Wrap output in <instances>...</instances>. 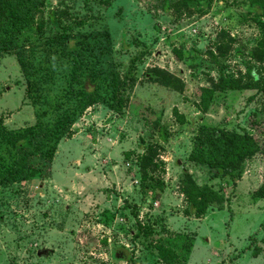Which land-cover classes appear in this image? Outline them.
Returning a JSON list of instances; mask_svg holds the SVG:
<instances>
[{
    "label": "rangeland",
    "instance_id": "obj_1",
    "mask_svg": "<svg viewBox=\"0 0 264 264\" xmlns=\"http://www.w3.org/2000/svg\"><path fill=\"white\" fill-rule=\"evenodd\" d=\"M42 1L32 17L43 27L25 32V48L33 41L34 56L45 55L41 41L61 31L45 23V12L64 9L67 15L57 22L68 25L77 42L85 33L92 44L99 39L94 31L108 30L110 49L101 61L131 86L120 108L98 97L72 116L50 160L40 154L42 147L32 150L40 136L23 152L9 150L0 134V264H165L157 259L156 244L175 251V264H264L263 151L244 160L234 178L209 177L205 166L188 158L201 124L243 129L263 147L264 93L218 89L212 82L221 76L242 84L248 72L257 76L250 52L264 41V11L248 12L247 0H208L201 8L187 0L177 9L175 0ZM216 43L224 53L215 58ZM173 47L184 55L177 58ZM72 55L52 59V76L34 80L38 92L27 95L29 79L15 51L0 52V130L33 125L43 93L59 102L62 88L79 82L70 77L73 67L98 66ZM148 69L162 70V79L145 78ZM163 72L177 77L181 89L163 83ZM43 74L37 70L35 76ZM201 86L213 90L204 112L196 106ZM173 106L182 122L172 115ZM149 145L154 153L146 174L152 183L159 180L156 198L138 187L139 156ZM24 162L31 166L26 177L9 179L8 170L18 171ZM183 170L223 200L200 216L189 213L180 193Z\"/></svg>",
    "mask_w": 264,
    "mask_h": 264
},
{
    "label": "trees",
    "instance_id": "obj_2",
    "mask_svg": "<svg viewBox=\"0 0 264 264\" xmlns=\"http://www.w3.org/2000/svg\"><path fill=\"white\" fill-rule=\"evenodd\" d=\"M186 1L175 0L171 6L177 9L182 7V5L184 6ZM207 1L197 0V7L201 8ZM42 4V0H0V52L15 51L21 72L25 79H29L30 88L27 91V95H32L31 92H38L39 86L34 80H41L44 83L50 78V75L52 76L54 69L52 66L54 61L52 59L59 62L66 55L73 54L75 57L84 56L83 59L88 63L94 61L98 63L96 68L80 66L79 69H76L73 67L70 77L71 79H79V82L75 87H63L57 97L60 99L59 102L54 99L55 97L52 96L50 98L49 94L43 93L41 102H38L41 107L35 112L37 119L33 125L22 129L1 128L0 130V134L5 136L9 150L15 149L25 152L26 147L31 145V140L40 136L36 144L38 146H35L32 150L41 149L42 147L44 150L40 154L46 160H50L60 134L67 129L68 124L72 121V116L83 110L87 105L95 102L98 97L109 103L110 107L120 108L126 100V94L131 83L127 82L117 71L107 67L101 61L110 49L108 30L94 31L95 39L98 37L99 39L92 44L85 41L89 39V35L85 33L80 36L83 41L79 40L77 42V39L70 36L68 25L61 26L57 22L60 16L67 15L64 9L55 10L50 8L46 10L45 23L50 24L51 27L59 28L61 31L47 35L40 43L45 55L35 57L34 53L38 44L32 41L25 48L23 39L27 38L25 32H29L33 26L34 30L39 31L42 29L44 23L42 21L34 22L32 17L33 11L37 10ZM168 7L169 5L165 4L164 8ZM246 8L248 12H263L264 0H247ZM56 14L59 16L57 17ZM215 49L216 52L212 54L215 58L224 53L218 43L215 44ZM26 50L29 52L27 53L29 57L25 56ZM171 50L177 58L184 55V51L177 48L173 47ZM250 56L258 63L255 74L257 76L248 72L247 78L242 84L236 78H222L220 76L216 82H212L213 86L218 89L226 86L229 88H255L257 91L264 93L263 40L259 39L257 41L256 46L250 52ZM79 61L81 62V60ZM37 70L44 74L36 77ZM160 72L162 70L148 69L144 71L143 76L156 82L161 78L159 76ZM62 76H65L63 72ZM163 77L165 79V81H162L163 83H168L173 89H181V83L177 77L167 72H163ZM98 84H101V87ZM200 89V99L196 106L201 112H204L213 90L208 86H201ZM64 102L65 104L63 105ZM171 112L178 122L183 121V116L177 111L176 107L173 106ZM262 134L264 135V125ZM193 139V146L189 151L188 158L199 166H205L209 177L234 178L244 160L261 150L264 154V145L263 147L259 146L254 141L252 134L243 129L235 131L201 124ZM152 149L151 145L147 146L145 151L139 156L137 174L140 182L138 187L142 194H149L152 198H156L160 195L159 180L154 179L155 183H152L150 182L151 176L146 174L147 166L152 163V155L154 153ZM30 152L31 150L28 149V154ZM30 167L28 166V169ZM28 169L25 168V162L21 164L18 170L20 174H18V171L13 172V169L10 168L8 170L9 179L17 175L23 176V178L26 177ZM182 173L183 182H181L180 193L187 201V211L189 213L194 216H200L205 212L209 204L220 203L223 200L221 192L212 188V186L205 183L198 186L188 171L183 170ZM146 233L145 235H147ZM155 249L159 261L165 264L176 263L177 254L172 248L156 244ZM257 251L258 247L253 246L251 254L255 256Z\"/></svg>",
    "mask_w": 264,
    "mask_h": 264
},
{
    "label": "water",
    "instance_id": "obj_3",
    "mask_svg": "<svg viewBox=\"0 0 264 264\" xmlns=\"http://www.w3.org/2000/svg\"><path fill=\"white\" fill-rule=\"evenodd\" d=\"M37 254H41L40 252H37Z\"/></svg>",
    "mask_w": 264,
    "mask_h": 264
}]
</instances>
